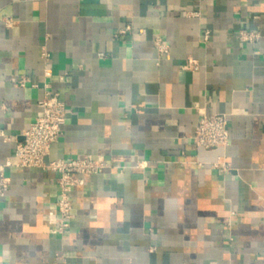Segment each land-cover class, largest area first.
Masks as SVG:
<instances>
[{"label":"crops","instance_id":"1","mask_svg":"<svg viewBox=\"0 0 264 264\" xmlns=\"http://www.w3.org/2000/svg\"><path fill=\"white\" fill-rule=\"evenodd\" d=\"M46 87L68 109L46 162L109 164L64 236L58 174L4 167ZM198 109L229 116L228 147L195 146ZM0 130V264H264V0H0Z\"/></svg>","mask_w":264,"mask_h":264},{"label":"built area","instance_id":"2","mask_svg":"<svg viewBox=\"0 0 264 264\" xmlns=\"http://www.w3.org/2000/svg\"><path fill=\"white\" fill-rule=\"evenodd\" d=\"M132 30L128 26L121 30L120 34H126ZM211 31H205L203 41L207 43L210 40ZM237 39L241 43H255L260 39V33L254 30H240ZM155 47L160 56L169 52L170 47L161 38L155 40ZM47 57V52H43ZM181 69L197 72L201 69L199 60L189 58L181 66ZM20 85L25 87L28 79L22 77ZM42 109L41 114L24 132V139L18 142L15 147V153L8 158L4 167H17L21 169L42 168L58 174V187L60 191L57 201V217L49 218V222L54 226L53 234L64 236L71 227V222L75 217L73 188L79 184L78 176H89L103 173L109 164L102 157L91 154L71 160L55 159L46 162L50 155L51 147L59 141L63 133V127L67 118V106L62 100L59 92L46 87L43 99L40 101ZM200 116L198 126L194 133V144L198 148L205 150L225 149L231 141L230 119L225 113L208 114L202 109H198ZM0 135L4 136L0 130ZM222 172L231 170V164L223 157H219L214 164ZM11 179L4 171L0 175V199L5 197L10 190Z\"/></svg>","mask_w":264,"mask_h":264}]
</instances>
